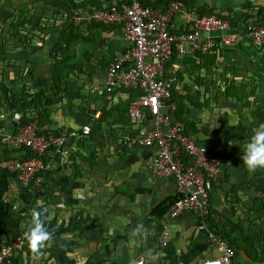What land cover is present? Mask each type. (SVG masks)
Instances as JSON below:
<instances>
[{
  "label": "crops",
  "instance_id": "1",
  "mask_svg": "<svg viewBox=\"0 0 264 264\" xmlns=\"http://www.w3.org/2000/svg\"><path fill=\"white\" fill-rule=\"evenodd\" d=\"M115 3L59 0L48 4L47 8L59 11L58 42H62V23L73 13H89ZM185 3L192 16L212 13L227 21L232 31H242L248 23L264 26L263 0ZM180 20V15L172 20V34L185 30ZM102 26L107 29L99 26L89 30L87 42L77 40L67 51V55L74 53L83 42L88 72L94 76L81 88L63 82L58 83L62 87H52L47 44L55 33L46 40L42 39L44 34L33 37L30 48L22 50L26 52L20 58L29 63L26 68L30 74L24 71L17 85L43 91L35 94L41 99L35 122L41 124L45 134L78 132L83 125L89 126L91 134L87 139H69L68 155L49 149L43 157L47 169L39 186L25 188L4 168L6 150L1 137L15 132L19 122L16 115L6 114L7 105L1 106L0 246L25 233L33 208H46L52 240L37 253L24 240L10 264H133L138 260L142 264H201L215 258L219 253L208 244L206 232L198 230V217L191 212L170 221L166 248L161 249L157 243L159 228L166 220L164 214L176 196V185L171 177H158L148 170L157 148L130 142L133 124L121 94L107 101L90 94V85L100 81L107 66L127 47L119 25ZM107 32L111 35L106 37L103 34ZM65 54L60 53L58 58L64 59ZM253 54L246 42L217 49L207 58L175 52L165 69L173 91L162 111L179 122L220 164L219 178L210 181L205 226L235 251L233 264H264V169L247 171L239 159V148L256 125L264 123V75L252 65ZM104 57L110 60L99 64ZM62 71L63 77L66 71ZM73 72L78 73L75 68ZM252 79H258L261 85H250ZM98 110L99 117L90 121L89 114ZM138 224L143 229L134 232Z\"/></svg>",
  "mask_w": 264,
  "mask_h": 264
},
{
  "label": "built area",
  "instance_id": "2",
  "mask_svg": "<svg viewBox=\"0 0 264 264\" xmlns=\"http://www.w3.org/2000/svg\"><path fill=\"white\" fill-rule=\"evenodd\" d=\"M160 1L116 0L108 8L72 14V22L77 26L87 22L119 25L127 45L107 66L100 81L90 85V94L103 101L121 94L127 101L128 116L133 124L130 142L138 147L157 148L156 158L148 170L158 177H171L175 182L176 198L169 204L166 220L157 235L159 247L164 249L170 242V221L191 212L198 217V230L206 232L208 244L219 253L201 264H233L235 251L205 226L210 181L219 178L220 164L183 131L179 122L162 111L172 89L165 69L173 52L210 55L217 49L238 47L244 41L263 54L264 26L248 23L242 31L236 32L216 15L192 16L182 1L170 0L159 6ZM178 15L185 30L172 34V20ZM103 35L107 37L111 33ZM131 93L135 95L130 96ZM170 112L173 113L172 108ZM99 115L100 111H95L93 119ZM37 130L36 122L23 123L12 134L1 137L3 144L17 152L4 163V168L25 188L39 186L47 169L43 157L49 149L68 155L69 139L90 135L88 125L81 126L78 132L62 130L56 134H39ZM184 156L189 161L186 162ZM24 240V234H19L9 244L0 246V264H10L12 257L21 251ZM142 262L138 260L133 264Z\"/></svg>",
  "mask_w": 264,
  "mask_h": 264
},
{
  "label": "trees",
  "instance_id": "3",
  "mask_svg": "<svg viewBox=\"0 0 264 264\" xmlns=\"http://www.w3.org/2000/svg\"><path fill=\"white\" fill-rule=\"evenodd\" d=\"M10 2V0H8ZM170 0H161L160 2H162L163 4H165L166 2H168ZM177 1H182L185 3V0H177ZM9 2L7 4H4L3 6L1 5L0 7V20H8L9 18H12V21H14L16 18H21L22 17V12L19 11L18 9H20V6H18V9H14L13 6L11 5V3L9 4ZM41 2L40 0H26V3L28 5H34ZM42 3V2H41ZM186 5V3H185ZM42 8V7H41ZM51 10V9H48ZM54 11V10H53ZM54 13V12H52ZM207 15H213L211 14H207ZM202 16V15H201ZM219 17V16H218ZM30 19V17H29ZM70 19V21H69ZM69 19L65 20L62 25L61 28L63 29L62 32V39H63V44L58 43L57 45H55L56 49L52 50V52L50 53V59L52 60V64H51V70H50V80L52 82V87H56V85H58L59 83V79H58V69H59V65L58 62L56 61V59L58 57H56V55L58 53H64L67 51V49L69 48L70 44L76 42L77 40H83L85 42H87L89 40V38H87L86 33L89 30H92L94 28H98L100 26L101 29H107V27H104L102 25L96 24V23H86V26L84 27V29H80L77 26H74L72 19L69 17ZM25 19H22V21L20 23L17 24H12L11 22H9L8 24V30L1 32L0 30V35L2 34V37L0 38V56L4 55V54H10L12 56L6 58L3 57L1 60V64L2 66L0 67V103L2 102L3 105H7L8 103H10L9 105L17 106L19 104H22L23 107H28L30 105H32L34 107V112H35V116H39V104L41 102L40 97L37 96H33V98L31 100L27 101V98L24 97H20V92L24 91V86L22 85H16L17 82H19V80H21V78L24 75V71L28 72L27 70V66L26 64H29L28 62H26L25 60L21 59V58H16L17 56H15V54H17L19 51L22 50H26L28 48H30V45L32 44L31 39H21L19 38V31L16 30V27L18 25L23 24V22H27L28 19H26V21H24ZM47 20V18H44L43 21ZM54 21V20H53ZM55 24L58 22V20L54 21ZM54 22L53 25L54 26ZM1 23V22H0ZM44 23H41V25H43ZM48 25V24H47ZM1 27V26H0ZM4 36V37H3ZM20 42V43H18ZM246 42V41H244ZM242 42V43H244ZM241 43V44H242ZM251 49L254 51V54L251 56V58L253 59L252 65L254 66V68H256L257 70H259L260 72L263 73L264 75V67L260 65V61L262 59H264L263 55L260 54L258 51H256L249 42H246ZM59 51V52H57ZM175 52H173L174 54ZM172 54V56H173ZM196 54V53H195ZM199 56H202L203 58H207L210 55H201L200 53ZM13 58V59H12ZM172 58V57H171ZM112 62V61H111ZM229 68V67H227ZM230 71L233 70L232 68L229 69ZM28 74H30V72H28ZM255 80V79H252ZM251 80V81H252ZM257 85H261L260 82H257ZM251 84V82H250ZM65 85H75L74 81L72 80H65ZM172 91L173 88L171 89V96H172ZM4 92H6L8 98H6L4 96ZM43 93V91L38 92ZM25 94V91H24ZM44 95H42L43 97ZM37 97V98H36ZM169 100V99H168ZM167 100V101H168ZM167 101L165 102V105L167 103ZM2 106V104H1ZM88 119L91 121L93 119V113L89 114ZM38 120V119H37ZM177 120V119H176ZM36 119L34 117H28L27 119L24 120V123H29V122H35ZM37 131L39 134H45V132L43 131L41 124L38 125L37 124ZM183 131L185 133H187L185 131V129H183ZM90 134H91V129H90ZM89 136H85L83 137V139H87L89 138ZM4 149L6 150V156L4 162L12 159L14 157V152L13 150H10L5 144L3 145ZM29 155H31V153H28ZM185 161H189V158L184 156ZM44 160V158H43ZM176 197H174L175 199ZM173 199V200H174ZM172 200V201H173ZM171 201V202H172ZM170 202V203H171ZM168 210V208H167ZM166 210V213H167ZM165 213V214H166ZM164 214V215H165Z\"/></svg>",
  "mask_w": 264,
  "mask_h": 264
},
{
  "label": "rangeland",
  "instance_id": "4",
  "mask_svg": "<svg viewBox=\"0 0 264 264\" xmlns=\"http://www.w3.org/2000/svg\"><path fill=\"white\" fill-rule=\"evenodd\" d=\"M40 1L42 2V4H41V2H39V3L34 4L32 6V5H28L26 3V0H10V2L8 0H0V7H1V5L3 6L4 4H7L9 2V4L11 3V5L13 6L14 9H18V6H20V9H18V10L21 11L23 14L21 18L20 17L16 18L14 21H12V18L11 19L9 18L8 20H4V19L0 20V22H1L0 23V26H1L0 30H1V32H3V31L7 32V30H8L7 26L9 24V22H11L12 24H17V23H20L22 21V19H25L24 21H26V19H28L27 22H23L22 26L18 25L16 27L17 31L20 30L19 38H21V39H30L33 37L38 38L39 35L44 34L42 39H44V37H45V40H46L49 34L51 35L52 33H55V38L52 39L53 41H50L47 44V47H48L47 49H49L50 53H51L52 50L56 49L55 45H57L59 43L58 41L59 40L61 41L60 36H58L56 34V31L59 34L61 31L56 26V25H58V26L60 25L59 24L60 23V21H59L60 15H59L58 9L53 11V10H48L51 7H49V8H47V7H48V4H52V2H57L59 0H40ZM52 12H54V13H52ZM29 17H30V19H29ZM44 18H47V20L43 21ZM0 19H2V18H0ZM53 20L54 21L58 20V22L55 24V22ZM69 21H70V19H69ZM53 22H54V26H51V25H53ZM41 23H44V24L41 25ZM51 29H53V31H51ZM1 37H2V34L0 35V38ZM18 43H20V42H18ZM60 44H63V39H62V42H60ZM78 45H77L78 47H75V49H77V50H73L74 53L67 55L68 49H71L73 46L72 44H70L69 48L66 51V54L64 55V59L61 60L60 58H57L56 61L58 62V65H59V69H58L57 73L59 76H61V77L58 76L59 83L60 82L65 83V80H72V81H74V84L77 85L78 88H81L82 86H87L91 83L90 82L91 78H89V77L94 76V74L90 75L88 72L87 64L85 62L88 59L85 58L86 56L83 53V48H84L83 42H80ZM25 52L19 51L17 54H15V56H17L16 58H20L21 55L25 54ZM57 52H59V51H57ZM59 54L60 53H58L56 55V57H59ZM6 55L8 56V54H4V55L0 56V67L2 66L1 60L3 57H6ZM6 58H8V57H6ZM72 58H75L76 62H70V60ZM85 59H87V60H85ZM108 59L109 58L104 57L103 61L99 62V64L102 62L106 63ZM46 61H47V59H46ZM49 63H50V61H49ZM259 63L261 66L264 67V59H262ZM73 68L77 69V71H78L77 74H74ZM62 69H65V71H66L65 76H63L64 78L62 77V72H63ZM61 78H63V79L61 80ZM258 81H259L258 79L252 80L250 85H257ZM17 84H18V82H17ZM58 86L62 87L63 85H58ZM24 91H25V94H24ZM24 91L20 92V97L22 98L25 96V98H27V101L31 100L33 98V96H35V94H37V92H38V90H34V89L30 90V88L28 90L24 89ZM4 96L6 98H8V96L5 92H4ZM1 104H2V106H4L3 103H0V114L2 113V111H4L1 109ZM33 110H34V107L32 105H30L28 107H23L22 104H19V105L13 107L12 105L7 104V113L6 114L7 115H10V114L16 115L17 120L19 122L18 124H23L24 120L27 119L28 117H34L37 120V116H35V112ZM22 113L24 115H22Z\"/></svg>",
  "mask_w": 264,
  "mask_h": 264
},
{
  "label": "clouds",
  "instance_id": "5",
  "mask_svg": "<svg viewBox=\"0 0 264 264\" xmlns=\"http://www.w3.org/2000/svg\"><path fill=\"white\" fill-rule=\"evenodd\" d=\"M239 149L241 151L239 159L244 169L250 172L264 169V123L256 125L248 140ZM46 212V208H33L29 225L24 233L28 247L34 253L40 252L53 237L47 227ZM142 229L143 225L138 224L133 231L139 232Z\"/></svg>",
  "mask_w": 264,
  "mask_h": 264
}]
</instances>
